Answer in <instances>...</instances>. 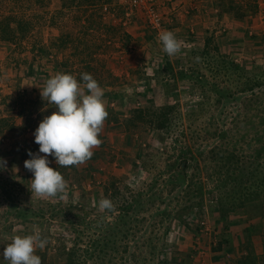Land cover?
<instances>
[{"label": "rangeland", "instance_id": "obj_1", "mask_svg": "<svg viewBox=\"0 0 264 264\" xmlns=\"http://www.w3.org/2000/svg\"><path fill=\"white\" fill-rule=\"evenodd\" d=\"M219 2L251 16L244 48L208 41L198 49L178 37L182 49L170 57L158 0L157 27L133 0H0V264L11 238L34 226L49 241L35 253L42 264H68L62 244L98 240L100 264H226L210 248L233 250L232 216L248 224L235 264L252 252L264 264L256 208L264 195V0ZM56 73L81 84L92 74L109 115L89 161L61 167L48 157L68 186L39 198L24 161L39 152V123L57 111L40 95ZM160 109L168 128L138 118ZM104 198L114 210L99 208Z\"/></svg>", "mask_w": 264, "mask_h": 264}, {"label": "clouds", "instance_id": "obj_2", "mask_svg": "<svg viewBox=\"0 0 264 264\" xmlns=\"http://www.w3.org/2000/svg\"><path fill=\"white\" fill-rule=\"evenodd\" d=\"M159 41L170 57L179 54L183 46L173 31L159 33ZM81 78L83 84L72 74L56 73L40 88L42 100L55 106L57 111L39 123L34 132L39 152L28 151L31 158L24 161L25 169L33 173L31 193L39 198L57 197L68 186L63 175L49 166V156L54 157L61 167H78L89 161L94 149L102 143L98 137L109 115L103 99L104 90L92 74L82 73ZM6 166L7 161L0 158V169ZM99 208L111 211L115 206L110 199L104 198ZM48 243L39 228L34 226L32 234L13 236L2 255L8 264H42L40 256L35 253Z\"/></svg>", "mask_w": 264, "mask_h": 264}, {"label": "crops", "instance_id": "obj_3", "mask_svg": "<svg viewBox=\"0 0 264 264\" xmlns=\"http://www.w3.org/2000/svg\"><path fill=\"white\" fill-rule=\"evenodd\" d=\"M219 1L158 0L159 6L166 14L168 31H173L184 43L200 49L204 48L208 41L218 44L223 42L226 47L235 44L231 48L243 49L244 46L241 44L246 41L247 29L254 22L251 21V16L240 17L235 8H224ZM235 218L236 216H232L230 229L227 231L228 237L230 236L228 244L231 243L228 248L233 250L226 253L225 250L214 251L210 248V251L216 254L214 257L226 260V264H235L238 259L234 249H237L241 232L244 233V229L248 227L246 219L241 227L240 219ZM223 246L226 247L225 244Z\"/></svg>", "mask_w": 264, "mask_h": 264}, {"label": "trees", "instance_id": "obj_4", "mask_svg": "<svg viewBox=\"0 0 264 264\" xmlns=\"http://www.w3.org/2000/svg\"><path fill=\"white\" fill-rule=\"evenodd\" d=\"M166 108L167 107H165L163 109H166ZM163 109H160L162 111L157 110L153 115H148V117H146L144 115H138V118L142 119V120L144 119L152 127H155L157 129L168 128L171 124V121H170L168 115H166L167 110L165 111ZM178 164H181V165L183 164V166H187V159L180 160ZM260 199L261 200L258 203H256V208L257 209L259 208L260 211L258 213H260V215H262V214H264V195ZM247 206H243V207L248 212V211H250V208ZM237 208H239V207H237ZM251 215H255V214H251ZM79 239L81 240V238H79ZM223 243H228L227 239L222 240V242L220 243V247L223 245ZM59 249L61 250L62 254L64 256H66L68 264H100L101 253H102V251H104V249L101 247L99 240L96 241L95 244H92L90 247L87 245L79 244V242H76L70 248L62 244V246H60ZM91 260L93 263H91ZM263 262H264V260H263ZM240 263L258 264L257 255H255V253L252 252V258L250 259V261H249V259H242L240 261ZM5 264H8V261H6Z\"/></svg>", "mask_w": 264, "mask_h": 264}, {"label": "built area", "instance_id": "obj_5", "mask_svg": "<svg viewBox=\"0 0 264 264\" xmlns=\"http://www.w3.org/2000/svg\"><path fill=\"white\" fill-rule=\"evenodd\" d=\"M134 4L133 6H138V5H144L147 8V13L150 17V21L154 26H160L161 24V15L157 11V9L154 7L155 5V0H133ZM149 3V5H148Z\"/></svg>", "mask_w": 264, "mask_h": 264}]
</instances>
